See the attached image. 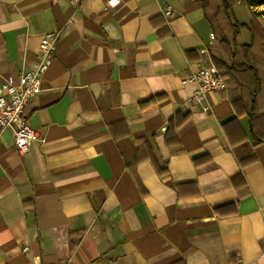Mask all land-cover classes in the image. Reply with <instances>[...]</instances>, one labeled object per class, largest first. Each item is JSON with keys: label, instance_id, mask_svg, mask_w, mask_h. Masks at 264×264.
Listing matches in <instances>:
<instances>
[{"label": "crops", "instance_id": "0c3cea01", "mask_svg": "<svg viewBox=\"0 0 264 264\" xmlns=\"http://www.w3.org/2000/svg\"><path fill=\"white\" fill-rule=\"evenodd\" d=\"M107 1L0 0V81L61 34L25 107L43 141L21 156L0 137V264H264V144L234 104L248 91L211 92L203 110L183 84L211 56L231 61L204 0ZM232 1L239 24L264 30V6Z\"/></svg>", "mask_w": 264, "mask_h": 264}, {"label": "built area", "instance_id": "2783aa9c", "mask_svg": "<svg viewBox=\"0 0 264 264\" xmlns=\"http://www.w3.org/2000/svg\"><path fill=\"white\" fill-rule=\"evenodd\" d=\"M70 2L78 7L83 0H70ZM118 5H120V0H108L104 11ZM164 12L169 18L173 16L174 11L171 7H166ZM60 36V32H52L43 36L35 54V63L24 69L16 79L9 76L0 81V137L5 131H10L14 147L21 156L29 153L33 143L43 141L39 132L29 125L25 116V107L30 100L43 91L44 75L57 53ZM183 84L195 86L192 101L203 110L209 109L206 104L209 93L227 90V81L213 66L201 67L197 71L189 69L183 79ZM28 250L27 247L23 249L24 252ZM31 262L42 264L38 256H33Z\"/></svg>", "mask_w": 264, "mask_h": 264}, {"label": "trees", "instance_id": "16d2710c", "mask_svg": "<svg viewBox=\"0 0 264 264\" xmlns=\"http://www.w3.org/2000/svg\"><path fill=\"white\" fill-rule=\"evenodd\" d=\"M211 1L217 4L213 8ZM250 8L264 6V0H237ZM234 3L232 0H204V17L209 30L231 61L229 63L211 56V63L219 75L227 81V87L234 90H247L248 101L243 99L234 102L235 105L244 104L251 124V137L255 145L264 144V113H260L259 99L264 97L262 77L259 67H264V30L258 22H253L249 27L239 24L232 16ZM263 13L253 12L256 18ZM243 28L251 32V44L239 46L237 38ZM260 49L263 56L255 55V50ZM160 98L156 97L144 105L155 104Z\"/></svg>", "mask_w": 264, "mask_h": 264}, {"label": "bare ground", "instance_id": "6f19581e", "mask_svg": "<svg viewBox=\"0 0 264 264\" xmlns=\"http://www.w3.org/2000/svg\"><path fill=\"white\" fill-rule=\"evenodd\" d=\"M45 35H46V34H45ZM45 35H44V36H45ZM42 37H43V36H42Z\"/></svg>", "mask_w": 264, "mask_h": 264}, {"label": "rangeland", "instance_id": "374dc122", "mask_svg": "<svg viewBox=\"0 0 264 264\" xmlns=\"http://www.w3.org/2000/svg\"><path fill=\"white\" fill-rule=\"evenodd\" d=\"M110 10V9H109Z\"/></svg>", "mask_w": 264, "mask_h": 264}]
</instances>
